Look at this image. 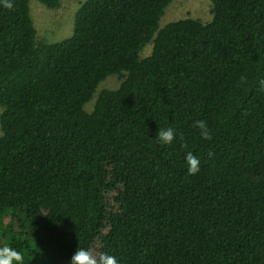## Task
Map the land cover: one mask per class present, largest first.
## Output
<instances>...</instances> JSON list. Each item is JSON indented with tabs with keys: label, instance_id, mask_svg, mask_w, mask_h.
<instances>
[{
	"label": "trees",
	"instance_id": "16d2710c",
	"mask_svg": "<svg viewBox=\"0 0 264 264\" xmlns=\"http://www.w3.org/2000/svg\"><path fill=\"white\" fill-rule=\"evenodd\" d=\"M29 2L0 4V245L24 264H50L49 248L66 264L77 248L119 264H264V0H211L210 21L162 27L171 0H85L55 42L38 40ZM111 74L120 85L86 111Z\"/></svg>",
	"mask_w": 264,
	"mask_h": 264
},
{
	"label": "rangeland",
	"instance_id": "374dc122",
	"mask_svg": "<svg viewBox=\"0 0 264 264\" xmlns=\"http://www.w3.org/2000/svg\"><path fill=\"white\" fill-rule=\"evenodd\" d=\"M83 1L85 0H60L59 7L51 9L38 0H30L29 14L37 31L38 40L55 42L68 37L72 33L75 11ZM211 9V0H171L164 9V14L160 18L159 25L162 27L170 21L186 17L208 22L212 19ZM151 49L152 44H146L141 50L140 56H147ZM121 81L122 76L119 74L108 75L99 83L91 99L85 103L84 109L86 111L92 110L97 94L102 89L117 88ZM2 224L6 230L12 228V223L7 215L2 216ZM42 254L50 258V264H66L64 260L58 258L57 251L53 248H49ZM44 264L47 263L44 262Z\"/></svg>",
	"mask_w": 264,
	"mask_h": 264
},
{
	"label": "clouds",
	"instance_id": "9594fccd",
	"mask_svg": "<svg viewBox=\"0 0 264 264\" xmlns=\"http://www.w3.org/2000/svg\"><path fill=\"white\" fill-rule=\"evenodd\" d=\"M0 4H2V6L7 9L13 8L12 0H0ZM246 79L247 78L245 76H241L240 83H244ZM259 85L261 89H264V79L259 81ZM194 126L199 129V133L203 139H212L208 125L204 120L194 121ZM176 135L175 129L171 127L159 128L156 138L162 145H170L173 143ZM180 139L182 141L184 139L182 133L180 134ZM182 147L187 148V143H183ZM185 160L188 164L187 171L189 175H195L200 171V161L192 151L186 152ZM24 259L25 257L21 251L16 250L6 243L0 245V264H24ZM70 264H119V262L113 255L107 253H99L96 255L91 250L77 248V250L71 256Z\"/></svg>",
	"mask_w": 264,
	"mask_h": 264
}]
</instances>
